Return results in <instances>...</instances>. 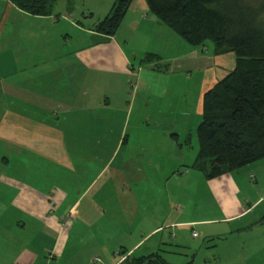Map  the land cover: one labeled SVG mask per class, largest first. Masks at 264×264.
Wrapping results in <instances>:
<instances>
[{
    "label": "crops",
    "instance_id": "0c3cea01",
    "mask_svg": "<svg viewBox=\"0 0 264 264\" xmlns=\"http://www.w3.org/2000/svg\"><path fill=\"white\" fill-rule=\"evenodd\" d=\"M1 4L15 12L11 22L10 15L1 23ZM84 16L76 18L74 8L59 23L0 0V264H126L128 258L155 254L174 264L166 249L179 243L184 229L230 224L262 198L245 204L233 173L208 180L192 169L196 152L192 160L176 158L177 166L164 173L165 185L175 183L173 193L151 187L153 200L133 206L128 185L137 188L141 181L131 179L128 164L137 175L149 172L147 183L156 182L158 156L148 141L138 144L132 137L136 102L128 92L134 77L142 86L144 64H133L139 53L127 49L126 30L144 23L151 40L161 36L162 50L148 49L142 57L159 55L151 71L165 63L166 74L182 78L185 109L180 103L173 111L170 101L162 115L172 117V146L180 152L197 141L203 96L235 68V56L190 45L176 54L182 39L150 13L145 0H134L115 36L94 32L91 26L101 19L86 24ZM262 164L247 167L255 181L262 179ZM195 184L203 185L202 197L209 196L211 206L216 202L221 219L192 218L186 203L173 202L186 200ZM226 231L228 238L233 230Z\"/></svg>",
    "mask_w": 264,
    "mask_h": 264
},
{
    "label": "trees",
    "instance_id": "16d2710c",
    "mask_svg": "<svg viewBox=\"0 0 264 264\" xmlns=\"http://www.w3.org/2000/svg\"><path fill=\"white\" fill-rule=\"evenodd\" d=\"M40 17L53 14L59 0H10ZM71 11L72 0H66ZM134 0H115L94 32L115 36ZM150 13L192 47L214 43L217 54L232 53L235 68L203 96L192 169L208 180L264 160V0H145ZM148 53L141 64H158ZM126 264H169L161 255L133 257Z\"/></svg>",
    "mask_w": 264,
    "mask_h": 264
},
{
    "label": "rangeland",
    "instance_id": "374dc122",
    "mask_svg": "<svg viewBox=\"0 0 264 264\" xmlns=\"http://www.w3.org/2000/svg\"><path fill=\"white\" fill-rule=\"evenodd\" d=\"M72 1L74 3L73 9L75 8L76 10V18H81L83 15H85L84 18H88V22H86V24L89 23V20L91 19H104L110 13V10L112 9L115 2V0ZM68 6L69 5L67 4L66 0H59L55 4L53 14L51 15L55 22H61L60 18L62 17V13L72 11L68 10ZM4 8H6V11H4ZM10 15L11 19L9 21L11 22L12 17H15V12L9 13V8L1 4V23H3ZM145 28L146 26L143 23L141 26H136L131 30L130 28L126 30L127 34H131L130 43L128 44L127 49L135 51L136 54L139 53L138 56L134 54L137 56L133 59V64L136 66V68L140 67V62L143 58L142 55L144 52H147L148 49L159 50L158 48H161L160 50H162V46H160L161 41L159 40L161 39V36H158L157 38L155 37L153 40H151V37L146 35V31L144 30ZM167 31L169 30L167 29ZM169 32L171 35H175L174 32ZM176 37H178V35ZM119 39H121V36ZM181 41L182 47L181 45H177L178 49L176 54L177 52H180V50L184 52L185 47H188V44L183 39ZM206 46L210 49V51L214 49V43L212 42H207ZM150 66L151 63L144 64L142 66V70H144V76L141 82L142 86H140L137 77H134L130 80L133 82V89L131 88L130 92H128L130 94L128 99L131 100L132 97L136 102L130 124L131 129H134L135 131L133 133L134 135L132 136L133 140L134 138L139 139L138 144H140L142 141H148L151 146H154V154L158 156V161L155 160V165H153L155 170L152 174V177L157 178V181L147 183L146 179L147 176H150V173L148 172V175L147 172L143 175H137L134 173V168L131 166V164H128L127 171H131V179L135 177L141 181L139 187L137 188L132 186V184H130L131 182L128 185V187L130 186L131 188L130 192L134 207L138 204L147 206V204L153 200L148 192L151 187L158 189L160 193L165 194L168 190H171L173 193V187L175 183L170 182L171 184L165 185V182L162 180L164 173L170 172V170L177 166L176 158L182 160V155L184 156V159H186L185 161L192 160V157L198 150V143L196 140L193 141L191 148H185L182 152L173 147L172 145H174V138L172 137L170 129V124H173L172 117L167 118L162 116L165 112L169 111V108H171L170 101L175 103L171 108L173 111L177 110L176 106H180V103L185 109L186 104L183 105V101L186 99L183 95L184 92L182 91V78L178 74H166L167 67L165 63L160 65V71H151ZM178 95L180 96L177 97ZM173 96H175L176 99L172 98ZM193 108L194 104L191 102V107H189V110ZM149 116H152V118L150 119ZM156 118H161V120H163V125H158L159 120ZM140 122L143 125L137 127V124ZM104 123H106V121ZM120 123L116 122L117 125H120ZM145 123L147 124L148 128L146 127ZM139 128H141L138 130L139 133H136V130ZM128 134H130V132ZM137 134L142 135L137 137ZM154 157L156 156L154 155ZM158 164L161 165L159 168L157 167ZM250 165L233 172L234 176L238 177L241 183L239 198L243 199L244 203L246 202L247 204H254L261 198L262 199L253 207V209L246 213H249L247 216L244 214L241 217L232 219L228 221L232 222L230 224L223 223L225 221H213L207 226H194L184 229L179 235V243H172V248L168 246V249H166V252H169L166 253V255L169 259H171L172 263L187 264L192 262V264H264V164L261 166L262 179H259L258 181H255L254 175H251L254 173L247 171V167ZM144 168L146 171L149 169V166H146V162L144 163ZM198 175L202 177L201 173H198ZM202 184H195L196 186L193 185V189L190 188L188 191H186L189 194L186 200L182 198L181 201L173 202H176L177 205L179 203H186L187 215L192 218H200L202 215H204L207 218H211L212 220L221 219L223 214L221 213V210L219 209L216 202L213 201L211 206L209 202L210 197H202ZM119 188H121L120 185ZM195 190H197V193L194 192ZM206 192L210 193L207 190ZM205 198L208 199L205 200ZM199 202L200 205L205 206L203 211L200 207L199 210L195 209L194 207V205L196 203L199 204ZM165 205L167 208L169 207L168 201L165 202ZM143 229H145V227ZM226 230H233L231 235H228V238H225V233L227 232ZM194 232L197 233V237L193 236ZM167 233L168 232H166V234Z\"/></svg>",
    "mask_w": 264,
    "mask_h": 264
},
{
    "label": "built area",
    "instance_id": "2783aa9c",
    "mask_svg": "<svg viewBox=\"0 0 264 264\" xmlns=\"http://www.w3.org/2000/svg\"><path fill=\"white\" fill-rule=\"evenodd\" d=\"M193 236L197 237V233L194 232V233H193Z\"/></svg>",
    "mask_w": 264,
    "mask_h": 264
}]
</instances>
